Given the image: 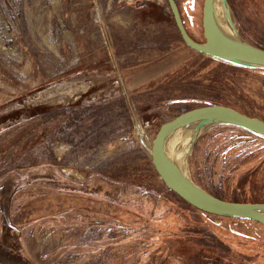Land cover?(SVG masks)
I'll return each mask as SVG.
<instances>
[{"label":"rangeland","instance_id":"obj_1","mask_svg":"<svg viewBox=\"0 0 264 264\" xmlns=\"http://www.w3.org/2000/svg\"><path fill=\"white\" fill-rule=\"evenodd\" d=\"M175 1L203 41V0ZM227 3L264 46V0ZM121 95L131 129L87 149L52 138L46 158L38 116ZM207 103L264 120V68L186 46L167 0H0V264H264V226L190 208L154 178L158 124ZM193 144L202 188L264 201V138L217 124Z\"/></svg>","mask_w":264,"mask_h":264},{"label":"water","instance_id":"obj_2","mask_svg":"<svg viewBox=\"0 0 264 264\" xmlns=\"http://www.w3.org/2000/svg\"><path fill=\"white\" fill-rule=\"evenodd\" d=\"M230 29L224 28L214 12L215 0H203L201 27L203 41H195L187 32L175 0H167L181 40L196 52L242 67L264 68V48L244 39L236 29L227 0H220ZM196 124L189 151H177L170 135L177 129ZM217 124H232L264 138V120L232 107L207 103L186 110L158 124L148 151L151 164L164 186L193 208L219 217L245 219L264 226V201L225 200L196 183L187 168L188 154L200 133ZM138 132L139 125L136 123Z\"/></svg>","mask_w":264,"mask_h":264},{"label":"trees","instance_id":"obj_3","mask_svg":"<svg viewBox=\"0 0 264 264\" xmlns=\"http://www.w3.org/2000/svg\"><path fill=\"white\" fill-rule=\"evenodd\" d=\"M254 44L264 48L258 43ZM127 99L131 102L129 95H121L97 104H75L57 108L38 116L37 126L43 129L45 135L39 144L43 145V152L47 153L46 158L50 161L54 159L53 150L49 144L52 138L70 144L72 149L80 147L87 149L99 146L102 142L131 129L132 110L131 105L126 102ZM154 178L161 190H165L177 200L193 208L166 188L157 173ZM209 193L221 198L213 192L209 191Z\"/></svg>","mask_w":264,"mask_h":264},{"label":"bare ground","instance_id":"obj_4","mask_svg":"<svg viewBox=\"0 0 264 264\" xmlns=\"http://www.w3.org/2000/svg\"><path fill=\"white\" fill-rule=\"evenodd\" d=\"M214 12L220 24L224 28L230 29V26L227 22L228 19H226L225 17L224 10L222 8L220 0H215ZM195 129H196V124H190V125L183 126L177 129L175 132L171 133L170 140H171L172 145L176 148L177 151H182V150L189 151L190 146H191L193 132ZM150 147L152 146L150 145L149 148Z\"/></svg>","mask_w":264,"mask_h":264}]
</instances>
